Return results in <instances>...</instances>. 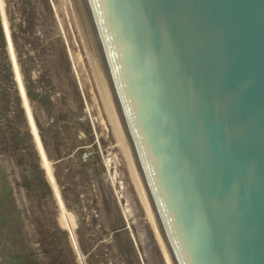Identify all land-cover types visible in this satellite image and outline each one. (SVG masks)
<instances>
[{"label":"water","instance_id":"95a60500","mask_svg":"<svg viewBox=\"0 0 264 264\" xmlns=\"http://www.w3.org/2000/svg\"><path fill=\"white\" fill-rule=\"evenodd\" d=\"M171 264H264V0H74Z\"/></svg>","mask_w":264,"mask_h":264},{"label":"rangeland","instance_id":"374dc122","mask_svg":"<svg viewBox=\"0 0 264 264\" xmlns=\"http://www.w3.org/2000/svg\"><path fill=\"white\" fill-rule=\"evenodd\" d=\"M161 242L74 0H0L1 264H171Z\"/></svg>","mask_w":264,"mask_h":264},{"label":"crops","instance_id":"0c3cea01","mask_svg":"<svg viewBox=\"0 0 264 264\" xmlns=\"http://www.w3.org/2000/svg\"><path fill=\"white\" fill-rule=\"evenodd\" d=\"M4 261V257L0 254V264Z\"/></svg>","mask_w":264,"mask_h":264},{"label":"bare ground","instance_id":"6f19581e","mask_svg":"<svg viewBox=\"0 0 264 264\" xmlns=\"http://www.w3.org/2000/svg\"><path fill=\"white\" fill-rule=\"evenodd\" d=\"M160 240V239H159ZM162 243V242H161ZM163 246V245H162ZM164 247V246H163ZM167 256V255H166ZM171 263V262H170Z\"/></svg>","mask_w":264,"mask_h":264}]
</instances>
